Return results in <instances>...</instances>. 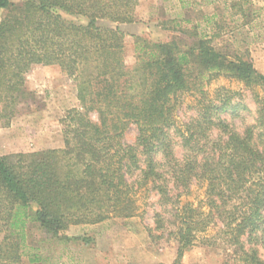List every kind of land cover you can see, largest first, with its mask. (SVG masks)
<instances>
[{"label": "trees", "instance_id": "16d2710c", "mask_svg": "<svg viewBox=\"0 0 264 264\" xmlns=\"http://www.w3.org/2000/svg\"><path fill=\"white\" fill-rule=\"evenodd\" d=\"M242 3L227 7L247 18ZM138 4L0 0V124L8 126L19 104L30 100L25 76L35 65L57 66L73 82L79 104L61 121L62 149L0 156V264H20L23 257L39 262L27 253L30 222L56 238L71 226L134 217L145 193L169 208L167 228L161 213L154 224L175 243L171 264H183L200 241L223 249L221 264H264L255 248L264 232V109L254 139L253 127L242 135L220 118L230 104L222 89L207 91L227 78L259 89L264 100V73L248 52L215 44L221 30L215 14L204 21L216 34L195 35L187 47L131 36L128 68L120 27L136 22ZM186 97L194 116L178 124ZM130 126L132 145L123 142ZM193 184L203 189L198 205L187 201Z\"/></svg>", "mask_w": 264, "mask_h": 264}, {"label": "rangeland", "instance_id": "374dc122", "mask_svg": "<svg viewBox=\"0 0 264 264\" xmlns=\"http://www.w3.org/2000/svg\"><path fill=\"white\" fill-rule=\"evenodd\" d=\"M9 1L15 6L22 3V0ZM242 1L216 0L213 4H205L204 0H185L184 3L179 0H139L135 10L136 22L120 27L127 35L126 66L131 68L134 65L131 36H141L151 42L175 40L180 46L187 47L195 35L210 37L216 34L217 31L214 32L204 21V17L215 14V20L221 25L215 44L231 52H248L255 70L263 74L264 0ZM237 2L242 3L249 14L247 18H241L235 10L227 7ZM4 15L0 14V20ZM25 89L31 93L30 100L19 104L8 126L0 124V156L62 149L61 121L68 110L79 105L73 82L57 66H32L25 76ZM218 89L230 98V104L220 118L230 129L242 135H248L253 127V138L257 139L258 130L254 127L261 109H264L262 92L227 78L213 81L207 91L211 96ZM192 104V98L186 97L176 113L178 124L194 116ZM91 118L96 121L95 115ZM135 138L136 128L130 126L123 142L132 145ZM175 153L177 157L181 156L179 147ZM202 194V187L193 184L187 201L198 205ZM155 213H161L167 228L169 208H159L157 196L145 193L139 199V213L134 217L71 226L56 238L46 235L30 222L26 230L27 253L36 255L39 262L30 263L27 257H23L20 264H171L176 246L166 233L155 230ZM214 232L209 230L207 236H213ZM262 235L263 239L255 248L264 262V232ZM2 237L0 233V242ZM200 242L185 254L182 263L221 264L223 249Z\"/></svg>", "mask_w": 264, "mask_h": 264}]
</instances>
